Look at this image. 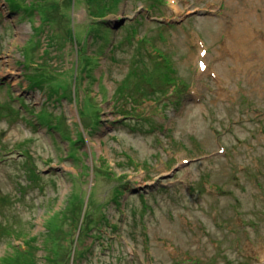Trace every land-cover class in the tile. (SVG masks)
Returning <instances> with one entry per match:
<instances>
[{
	"label": "rangeland",
	"instance_id": "obj_1",
	"mask_svg": "<svg viewBox=\"0 0 264 264\" xmlns=\"http://www.w3.org/2000/svg\"><path fill=\"white\" fill-rule=\"evenodd\" d=\"M262 259L264 0H0V264Z\"/></svg>",
	"mask_w": 264,
	"mask_h": 264
},
{
	"label": "trees",
	"instance_id": "obj_2",
	"mask_svg": "<svg viewBox=\"0 0 264 264\" xmlns=\"http://www.w3.org/2000/svg\"><path fill=\"white\" fill-rule=\"evenodd\" d=\"M165 76H167V73H165ZM52 79V77H50V78H48V79H46V82H50L49 80H51ZM35 83H37V84H42V83H44L43 81H42V79H37L36 81H34ZM42 82V83H41ZM66 97V96H65Z\"/></svg>",
	"mask_w": 264,
	"mask_h": 264
},
{
	"label": "bare ground",
	"instance_id": "obj_3",
	"mask_svg": "<svg viewBox=\"0 0 264 264\" xmlns=\"http://www.w3.org/2000/svg\"><path fill=\"white\" fill-rule=\"evenodd\" d=\"M258 264H264V259L260 260Z\"/></svg>",
	"mask_w": 264,
	"mask_h": 264
},
{
	"label": "water",
	"instance_id": "obj_4",
	"mask_svg": "<svg viewBox=\"0 0 264 264\" xmlns=\"http://www.w3.org/2000/svg\"><path fill=\"white\" fill-rule=\"evenodd\" d=\"M120 23H123L124 22V18H120V21H119ZM119 23V24H120ZM119 26V25H118Z\"/></svg>",
	"mask_w": 264,
	"mask_h": 264
},
{
	"label": "snow or ice",
	"instance_id": "obj_5",
	"mask_svg": "<svg viewBox=\"0 0 264 264\" xmlns=\"http://www.w3.org/2000/svg\"><path fill=\"white\" fill-rule=\"evenodd\" d=\"M202 67H203V65H202Z\"/></svg>",
	"mask_w": 264,
	"mask_h": 264
}]
</instances>
